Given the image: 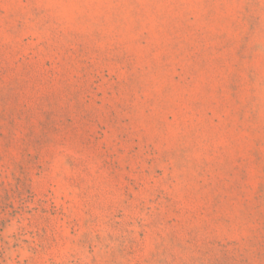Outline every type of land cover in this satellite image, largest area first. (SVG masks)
<instances>
[{
	"label": "rangeland",
	"instance_id": "obj_1",
	"mask_svg": "<svg viewBox=\"0 0 264 264\" xmlns=\"http://www.w3.org/2000/svg\"><path fill=\"white\" fill-rule=\"evenodd\" d=\"M0 264H264V0H0Z\"/></svg>",
	"mask_w": 264,
	"mask_h": 264
}]
</instances>
